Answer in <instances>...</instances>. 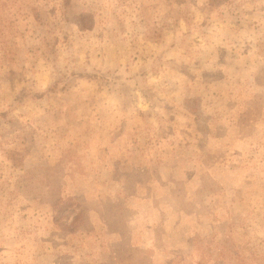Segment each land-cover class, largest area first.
Listing matches in <instances>:
<instances>
[{"label":"rangeland","instance_id":"obj_1","mask_svg":"<svg viewBox=\"0 0 264 264\" xmlns=\"http://www.w3.org/2000/svg\"><path fill=\"white\" fill-rule=\"evenodd\" d=\"M0 264H264V0H0Z\"/></svg>","mask_w":264,"mask_h":264}]
</instances>
